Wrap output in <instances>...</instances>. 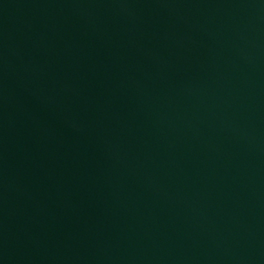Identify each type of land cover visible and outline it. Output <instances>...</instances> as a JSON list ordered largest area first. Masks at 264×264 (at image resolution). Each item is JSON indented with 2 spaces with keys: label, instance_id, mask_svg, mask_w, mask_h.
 I'll return each mask as SVG.
<instances>
[{
  "label": "water",
  "instance_id": "1",
  "mask_svg": "<svg viewBox=\"0 0 264 264\" xmlns=\"http://www.w3.org/2000/svg\"><path fill=\"white\" fill-rule=\"evenodd\" d=\"M0 264H264V0H0Z\"/></svg>",
  "mask_w": 264,
  "mask_h": 264
}]
</instances>
